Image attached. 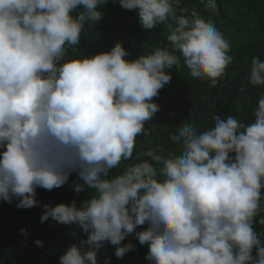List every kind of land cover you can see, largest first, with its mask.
<instances>
[{
    "label": "clouds",
    "instance_id": "clouds-1",
    "mask_svg": "<svg viewBox=\"0 0 264 264\" xmlns=\"http://www.w3.org/2000/svg\"><path fill=\"white\" fill-rule=\"evenodd\" d=\"M110 2L135 11L145 32L165 25L167 44L130 58L118 40L69 58ZM200 3L203 12L184 0H0V202L40 206L41 223L76 227L79 239L60 264H100L106 245L123 259L136 250L129 237L147 246L149 264H264L255 228L257 217L264 225V93L251 122L216 114L201 130L189 118L170 135L179 151H135L181 60L193 79L215 87L235 59L215 18L220 3ZM245 81L264 87L259 56ZM73 174L71 187L85 199L37 198Z\"/></svg>",
    "mask_w": 264,
    "mask_h": 264
},
{
    "label": "trees",
    "instance_id": "trees-1",
    "mask_svg": "<svg viewBox=\"0 0 264 264\" xmlns=\"http://www.w3.org/2000/svg\"><path fill=\"white\" fill-rule=\"evenodd\" d=\"M218 2L221 11L215 18L230 39V54L235 58L227 75L217 86L210 87L207 77L193 79L181 60L171 70V83L155 98L161 110L153 120L146 123L145 128L149 131L137 137V153L149 147L179 151L170 135L176 131L177 125L189 118H195L201 130L213 126V117L216 114L222 117L234 115L243 122L253 120V109L260 95L264 93V87L248 85L245 77L254 56L264 60V0ZM184 3L189 9L197 7L203 12L200 0H184ZM104 11V19L95 28H86L81 44L69 49V58L108 50L118 40L130 51V58L147 54L155 47L167 44L169 29L165 25L145 32L138 23L135 11L124 10L118 3L111 2ZM241 86L247 87L248 91L239 92ZM128 163L130 162L121 164L120 169L114 170V174ZM74 179L76 174L72 175L64 187L53 191L38 189L37 198L43 203H70L73 199L79 203L87 194H77L73 190L71 183ZM42 211L40 206L20 209L15 206V202H0V264H60L59 256L64 249L69 243L79 239L73 236V232L78 230L74 225L65 226L51 218L41 223ZM256 219L255 228L264 236V225L259 224L260 217ZM21 228L27 229L26 236L21 234ZM37 239L43 242V247L35 244ZM128 240L136 244V250L126 254L123 259H118L114 255V247L106 245L99 254L100 264H105L106 259L109 264H149L145 259L147 246L140 245L133 237Z\"/></svg>",
    "mask_w": 264,
    "mask_h": 264
}]
</instances>
